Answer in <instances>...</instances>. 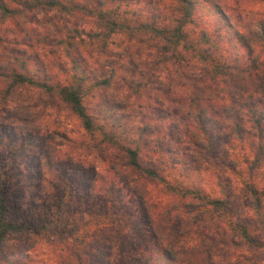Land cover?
<instances>
[{
	"label": "trees",
	"instance_id": "16d2710c",
	"mask_svg": "<svg viewBox=\"0 0 264 264\" xmlns=\"http://www.w3.org/2000/svg\"><path fill=\"white\" fill-rule=\"evenodd\" d=\"M204 1L221 23L212 33L195 26L196 0H0V128L18 140L0 157V264H32L13 248L30 241L54 264H264V5L241 20L242 0ZM60 112L81 138L54 128L65 144L48 135L18 166V151L48 134L42 120ZM54 145L93 153L103 174L78 157L51 159ZM209 166L239 178L245 215L231 187L200 185ZM13 167L34 180L11 182ZM116 177L138 220L111 214L106 189L94 191L100 178L111 193ZM94 192L99 211L66 214Z\"/></svg>",
	"mask_w": 264,
	"mask_h": 264
},
{
	"label": "rangeland",
	"instance_id": "374dc122",
	"mask_svg": "<svg viewBox=\"0 0 264 264\" xmlns=\"http://www.w3.org/2000/svg\"><path fill=\"white\" fill-rule=\"evenodd\" d=\"M208 1H210V0H208ZM214 1L219 2V4H221L223 6L226 5L229 8H234L235 6L233 4H235L236 2H238L240 0H236L234 3L232 0H214ZM140 4H141V2L137 3V5H140ZM260 4H262V5H260ZM260 4L254 2V3H250L248 5V4H246V0H242L240 7H239V9L243 10V11H239L240 19L244 20L246 18V8H252V10H256V8H262L264 5V1H262V3H260ZM194 7H195V15H194L195 22H197L195 26L205 29L207 31V33H212L216 29V26L218 25V23H220L218 21L217 15L210 8L208 3H206L204 0H196ZM238 21H240V20L238 19ZM232 22H234V19ZM118 40L119 39L117 37L113 38L114 44L111 46L112 48H114L117 45ZM237 51L241 52L240 49H238ZM142 101H144V100H142ZM54 116H56L55 113L52 116L46 117L42 120V125L43 124L46 125L45 129H46V133H48L46 136L43 135L40 138H36L38 141L37 140L32 141V139H30L29 142L26 143L24 148H22L18 151V153L15 157V161L18 164V166H23V168H24V166L26 167L27 165H29V163L32 162L35 155L39 154V151H40L39 149H40V146L42 145V143H40V142L43 140V143L47 145V142H46L47 138L46 137L48 135H49L48 137H52V143L53 144H56L55 142H57V140H58V143L59 142L64 143L63 139L60 138L59 136H54L53 134H50V131H52V129H54V128H56L59 131H63L64 133H66L68 138L77 139V140L81 138V130L78 128L77 122L72 117H65L66 116L65 113L60 112L57 115V119H56L57 121H56L53 119ZM4 127L5 126H2L0 128V157H1L2 161H5L7 159V156L9 155L8 151H10V150L6 149L7 144H9V142L11 140L13 142L18 141L17 136H15V133L13 135L8 130L5 133L2 132V130H4ZM40 139H42V140H40ZM244 143H245V141H244ZM235 144L237 147L238 143L236 142ZM236 147L232 148V147H228V146L225 147L223 145H219L218 149L221 151L222 154L229 153L231 155L232 152L239 154V152H236V151H238V149H236ZM57 148H59V150ZM47 150L49 151V157L51 159L62 160L61 163H67L68 158L71 161V160L76 159V157H78V158H81V160H78V162L83 161L82 163L84 165H86V166L90 165V167H92L94 169V171L96 170V172L99 173V174H97L98 176H100V174H103L102 171L104 170V166L102 163H100L98 160H96L94 158L93 153L85 152L79 148L69 149V147H66L65 145H62L60 147L59 146L56 147L54 145L53 149L48 148ZM86 155H88V156H86ZM15 166H17V165H15ZM221 169L216 168V167L213 168L212 166H209V169H207V171H205L204 168H201L200 174L198 173V175L200 176V185L207 192H209L211 195H218L219 187L217 184H218L219 180L221 181V183L224 187H226V188L231 187L233 189V192H234V193H232V194H234L233 196L234 197H236L238 195L240 196V199L236 200L237 201L236 204L239 202V205L236 208L238 210L242 211V215H245L244 205H243L244 199H243V197H241L242 194L238 190V188L240 187L239 178L232 176V175L226 173L225 171H223ZM7 172L11 173V175H12L11 182H13V181L19 182V180L21 182L22 181L26 182L27 180H34L32 172H21V171H19V169L17 167H13V170L10 169V172L9 171H7ZM263 177H264V170L259 172V175L257 176V179H256V180H258L257 185L259 188L264 186ZM112 180L113 181H112L111 185L113 184V189H112L111 193H110V191L108 192L109 187H107L105 184L101 183L102 180H100V178H98V180H97L96 187H95L94 191L96 189H98L99 186H100V188L106 189L103 192V194L105 196H108L106 198L108 205L114 206V210L111 212V214H116V212H119V210L123 209L125 213L130 212L129 214H132L133 219L138 220V218L141 215V209L137 207V203H135L133 200L130 199V195L127 193L128 185L125 183L124 178L123 177H118V178L116 177ZM146 188H147V190H149L150 195H154V196L156 195L157 197H159L158 193L154 190V187L147 185ZM58 189L59 188L55 187V189H53L51 192H48L49 190L45 191L43 193L44 196L42 199H44V200L47 199L46 201H49V199L50 200L54 199L55 195L57 194ZM32 190L33 191L31 194H34L35 189L32 188ZM84 193H85V191H84ZM23 201H24V199H23ZM101 202H102L101 198L96 194V192H94L92 194V196H86L84 198L82 197V198L77 199V201L73 200L70 203V206L67 208L66 214H77V216L80 217V216H82L81 214H91L90 212H97L101 209ZM263 203H264V198H263ZM36 207H38V206H36ZM19 208L21 210H25L26 213L28 211H30V208L27 206L26 203L20 204ZM37 209H38V211L41 210L40 207ZM34 210H36V209H34ZM118 214H120V213H118ZM246 214H247V211H246ZM222 231L223 232L226 231L228 236H230V233H229L227 227H225L224 225L222 227ZM103 235L109 237L111 235V233L108 230H106V231H103ZM13 248L15 250H18V249L24 250V252L28 256V258H26V259L31 260L32 264H54V262L51 261L54 259L53 258L54 255L51 254V252L48 250V247L43 243L42 244H39V243L35 244V243H32L30 241V242L26 243V245H22L21 247H19L18 245H15ZM239 255H243V254L241 253ZM215 261L219 263V260L216 258H215Z\"/></svg>",
	"mask_w": 264,
	"mask_h": 264
}]
</instances>
